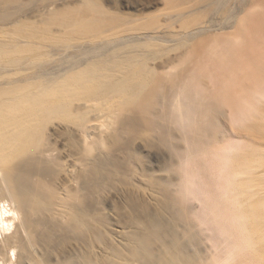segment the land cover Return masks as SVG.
<instances>
[{
    "label": "bare ground",
    "instance_id": "bare-ground-1",
    "mask_svg": "<svg viewBox=\"0 0 264 264\" xmlns=\"http://www.w3.org/2000/svg\"><path fill=\"white\" fill-rule=\"evenodd\" d=\"M166 6L177 31L124 29L100 0H0V264H264L249 171L264 170V0L221 24ZM168 32L194 41L163 55L140 40ZM137 142L163 145L176 176L142 175L153 203L129 181ZM118 176L113 235L101 194Z\"/></svg>",
    "mask_w": 264,
    "mask_h": 264
},
{
    "label": "rangeland",
    "instance_id": "rangeland-1",
    "mask_svg": "<svg viewBox=\"0 0 264 264\" xmlns=\"http://www.w3.org/2000/svg\"><path fill=\"white\" fill-rule=\"evenodd\" d=\"M100 2L105 8L109 9L110 11H113L115 17L122 16L123 18L125 17L130 20L127 22L128 25L122 26V28L124 29L129 28L132 25H143L142 23L151 21H154L157 25H163V27H167L170 31H177L180 28L178 22L169 23V21L166 20V17L164 16L167 10L166 0H100ZM205 2H207V0H172V3H175L176 6H189L191 7V10L194 9L197 14L193 16L196 18V21L198 23H203L204 21L208 20L213 22L218 21L220 23L221 21L225 20L227 14H233L235 12L244 10L247 6H249L252 0H226L224 7L216 13L212 11L211 7H205ZM32 7L33 6L27 7L26 11L29 12L30 9H33ZM221 31L222 30H220V32ZM140 40L144 43L156 42L155 48H160V50H162L161 54L163 55H167L168 53L172 54L174 50L178 49L184 41L186 42V44L194 41L193 38L184 37L180 33L175 35L173 34V32H168L164 36L160 37V40L157 41H152L151 38H144ZM158 44L160 46H157ZM186 44L183 47L190 46ZM80 50H78L77 52H79ZM129 50L133 51V49ZM148 52L145 51V54H148V56L150 57L151 55ZM69 55H71V53H69ZM63 58H60L59 55H54L53 59H50V62L52 64L51 66L59 64ZM145 58L148 59L147 57ZM263 115L264 108L259 110V114L256 116L257 119H255L256 122L254 121L253 124V131L260 138H264V120L262 119ZM218 122L220 124L222 123L221 120H218ZM136 150L137 159H135V161L138 160V162L133 163L131 166L132 169H129L131 174V179H129V181H132L133 184L140 185L141 187H143L146 192H144L142 197L145 201L153 203V200L151 201L150 197L147 195V186L143 185L147 183H145V181L141 179V177L142 175L148 173L155 177L163 176V178L173 179L175 175H171L168 170H163L165 168V165L169 162V159L171 158L167 150L163 148V145L156 146V148L153 149L148 148L143 144H138L137 142ZM247 154L248 153H246V155ZM248 167L249 166L245 168L248 169ZM255 168L256 167H249V171L252 175L251 184L253 186L254 191L256 193H260L264 191V176L262 177L264 170H255ZM112 180H106V184L104 185V193L101 194V197L103 199L104 216L108 221L107 227L110 230V234L115 235L118 234V232L121 230L120 225L122 224V219L125 214L123 203L126 197V193L128 192L127 190H129V188H126L123 184L120 183L121 180L119 176L117 177L116 181ZM249 201L253 203L252 199H250ZM192 206H197V204L193 203ZM260 227L264 229L263 224H261ZM205 237L206 233L204 232V246H202V248H204V257H208L211 253V249H209L208 245L210 244Z\"/></svg>",
    "mask_w": 264,
    "mask_h": 264
},
{
    "label": "snow or ice",
    "instance_id": "snow-or-ice-1",
    "mask_svg": "<svg viewBox=\"0 0 264 264\" xmlns=\"http://www.w3.org/2000/svg\"><path fill=\"white\" fill-rule=\"evenodd\" d=\"M0 207H2V205H0Z\"/></svg>",
    "mask_w": 264,
    "mask_h": 264
}]
</instances>
